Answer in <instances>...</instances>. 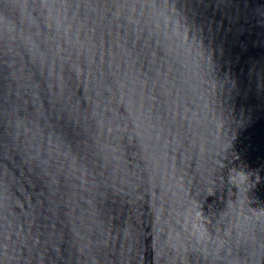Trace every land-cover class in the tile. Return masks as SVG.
Instances as JSON below:
<instances>
[{
	"label": "water",
	"instance_id": "95a60500",
	"mask_svg": "<svg viewBox=\"0 0 264 264\" xmlns=\"http://www.w3.org/2000/svg\"><path fill=\"white\" fill-rule=\"evenodd\" d=\"M0 264H264V0H0Z\"/></svg>",
	"mask_w": 264,
	"mask_h": 264
},
{
	"label": "clouds",
	"instance_id": "9594fccd",
	"mask_svg": "<svg viewBox=\"0 0 264 264\" xmlns=\"http://www.w3.org/2000/svg\"><path fill=\"white\" fill-rule=\"evenodd\" d=\"M225 161H228V163H232L233 166L228 168V181L230 184L234 185L238 190L240 186H247L249 180L252 179V177L249 176V171H246L243 167H236L234 166V161L228 160V156L224 155L222 159H219L217 161V165L219 168L223 169L227 167V164ZM259 181V180H257Z\"/></svg>",
	"mask_w": 264,
	"mask_h": 264
}]
</instances>
